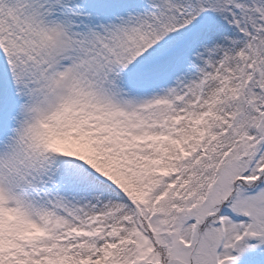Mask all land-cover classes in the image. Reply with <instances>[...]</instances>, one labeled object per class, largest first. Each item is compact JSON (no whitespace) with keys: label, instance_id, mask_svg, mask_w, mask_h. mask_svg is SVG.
<instances>
[{"label":"snow or ice","instance_id":"obj_1","mask_svg":"<svg viewBox=\"0 0 264 264\" xmlns=\"http://www.w3.org/2000/svg\"><path fill=\"white\" fill-rule=\"evenodd\" d=\"M0 264H264V0H0Z\"/></svg>","mask_w":264,"mask_h":264}]
</instances>
